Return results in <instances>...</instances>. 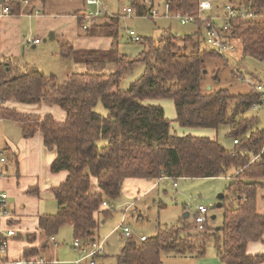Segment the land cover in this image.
Listing matches in <instances>:
<instances>
[{"label":"trees","instance_id":"trees-1","mask_svg":"<svg viewBox=\"0 0 264 264\" xmlns=\"http://www.w3.org/2000/svg\"><path fill=\"white\" fill-rule=\"evenodd\" d=\"M200 1L170 0L168 4L170 14L196 19V34L178 38L166 31L157 40L145 39L147 50L136 59L120 51L117 17L102 19L103 15L86 21L85 16L78 14L80 28L87 26L91 35L106 32L112 44L107 51L76 52L70 40L59 37L61 55L73 56L85 69L69 75L61 85H48L55 83L56 77L23 66L15 59H0V121L17 124L25 140L40 132L46 149L56 153L51 172L68 174L63 183L51 189L58 204L57 213L39 218L40 231L47 239L69 225L74 239L94 241L100 214L104 218L112 215L111 211L102 210L103 203L118 200L127 179H214L227 177L233 170L228 194L221 202L224 214L218 229L211 228L207 218L203 229L195 220L159 228L155 237L144 242L128 239L117 262L163 264L164 253L203 257L207 240L213 239L217 256L225 264L264 263V255L247 253L250 242L264 241V214L257 211L259 191L264 190V128H259V118L248 117L261 95L254 89L246 94L229 90L233 79L222 80L221 65L213 66V77L207 81L209 62L220 61L228 66L230 61L229 54L223 56L206 45V22L198 19ZM240 1L253 4L259 11L264 9V0ZM10 6L12 14L19 13V3L11 1ZM226 37L229 44L241 43L243 56L264 61V21H232ZM236 64L237 70L230 74L238 78ZM139 65L144 66L143 74L128 89H122L124 75L133 73ZM160 99L174 102L176 122L181 127L219 132L221 127L230 126L228 137L238 143L228 150L209 137L175 136L165 110L149 103ZM10 101L55 105L65 112L66 118L58 121L52 114L20 112L6 107ZM99 104L106 114L96 110ZM11 152L9 146L2 147L1 153L8 162L5 174L13 165L19 180V159ZM93 180L97 182V192H93ZM27 193L38 195L39 188L32 187ZM47 245L40 250L25 249L24 257L40 255Z\"/></svg>","mask_w":264,"mask_h":264},{"label":"rangeland","instance_id":"rangeland-1","mask_svg":"<svg viewBox=\"0 0 264 264\" xmlns=\"http://www.w3.org/2000/svg\"><path fill=\"white\" fill-rule=\"evenodd\" d=\"M124 5L130 6L131 4L128 3V0H122ZM156 6H158L159 11L165 12L166 1L167 0H154ZM222 2L223 0H219ZM220 2L218 4L222 5ZM118 2H113L109 4L108 9L110 11L114 10L113 13H118L121 11V7H119ZM125 6V7H126ZM127 7V8H128ZM169 10V9H168ZM104 13H107L104 11ZM105 15V14H104ZM112 17L105 15L102 19ZM206 16V13L203 14V17ZM120 26H119V47L120 51L123 54H126L128 57L132 59H136L139 55L143 54L146 49V42L145 39H159L162 34L166 31L171 32L173 35L177 36L178 38L185 37L187 35H192L194 31H196L195 24H188L183 25L181 21L172 16L168 15L166 17L161 18H152L150 16L139 17L136 13H133L131 17H126L124 13L123 16L120 18ZM129 31H134L137 36L141 38L140 42H135L129 36ZM77 32V33H76ZM110 37V36H109ZM106 32L98 35H91L87 32V29L84 30L77 26L74 34L72 36H68V39L74 44L75 51L81 50H98V51H107L111 48L112 42L109 40ZM33 38V36L31 37ZM30 38V39H31ZM47 40L50 39L46 38ZM41 43L43 40H41ZM25 48L18 53L19 47H14L13 49H9V53L17 56L20 63L23 66H27L30 69L36 67L41 72H43L47 76H51L53 73L56 76L55 83L50 84H63L68 76L64 73V70L68 71V75H72L73 73H82L85 72L84 66L81 63H77L76 59L73 56L65 58L67 63L61 61V63H57L55 60V55L60 52L59 43L54 42L50 43H43V45L34 50L32 49V45L28 44L25 41ZM236 53L227 55L228 60L232 61L231 68L226 66L220 61H211L207 64V68L210 72V77L207 81L211 82L212 75V68L214 65H221L223 68V77L222 80L225 81L228 78L235 80L234 82L237 83L235 87L238 93H244L250 87V83L253 85L252 89L257 90L259 85L264 86V61H259L253 59L251 57H245L242 54V46L240 42L236 43ZM230 52V51H229ZM233 52V51H231ZM6 53V52H4ZM60 60V57H58ZM233 58H238V64L242 62L238 66L239 77L236 78L232 77L230 74L231 70H237L234 68L235 62H233ZM64 59V60H65ZM63 60V59H62ZM215 70L216 67L214 68ZM212 70V71H211ZM144 72V66L139 65L135 68L133 73L125 74L122 80L121 87L122 89H128L130 84L135 81L138 77H140ZM52 74V75H53ZM207 85V82L205 83ZM47 85V86H48ZM248 86V87H247ZM209 88V86H208ZM251 88V87H250ZM149 103L153 105L161 106L166 113L168 119L172 121V133L175 136H186L192 135L197 137H209L215 138L217 132L212 129H200V128H183L177 122V113L175 109L174 102L170 99H160V100H152ZM59 110H61L60 107ZM96 110L101 114H106L105 108L99 104ZM62 111V110H61ZM34 113V112H28ZM260 119L261 124H264V111L259 113L249 112L248 117L257 116ZM2 121H0L1 123ZM260 124V125H261ZM0 139L4 141L5 139L11 138L16 146H18L20 140V128L17 130L16 125L12 124L10 126L4 123L0 124ZM230 126H223L219 129V136L218 141L223 144L227 148L233 147V139L228 137L230 132ZM215 132V134H214ZM0 150H2V144L0 141ZM11 154H13L11 152ZM23 157V152L21 153V159ZM49 158V155L44 156L41 161H38L36 158L27 159L26 161H30V166L32 173H36L39 177L40 183H46L47 179L54 180L56 179V175H52L49 169L45 170L46 158ZM19 159V157H18ZM23 160V159H22ZM23 165V164H22ZM42 168L40 169L41 172H37L34 168ZM17 168L13 165L9 167V175L10 177H16ZM21 173V171H20ZM227 177H220L214 179H188V180H178L173 181L171 180L168 185L164 182H160L157 186L156 190L153 193L143 197L142 199L138 200L136 204L130 206L133 203V199H130L126 193H122L118 200L114 203L111 202L110 204L113 205L112 215L107 219L101 217V229L100 234L104 237L107 234H110V255L108 260L106 261L107 264H118L116 260V254L120 252V243L119 239H127L123 229L118 230L123 220V216L125 214L126 208L130 206V212L127 213V220L124 224L125 227H129L131 229V234L135 235H142L145 234L147 237H155L158 233L159 228L166 229L175 225H178L182 221H193L195 220V215L197 214V208L202 205L209 209V213L206 215L208 222L213 229H218L223 223V214L224 210L218 208V204L220 203L219 197L227 195V188L231 183V177L234 174L232 170ZM35 175V174H33ZM28 177V176H27ZM55 184V183H54ZM53 183H49V185H54ZM50 187L43 185V192L47 191ZM51 190V189H50ZM7 193V192H6ZM8 194V193H7ZM264 194V190L259 191V197ZM9 196V194H8ZM22 206L25 205L28 213H33L36 210L35 203H32L30 200H25V198L33 197L31 194H28L26 191L22 193ZM161 199L157 201L156 199ZM41 200H44V209L46 212L40 213H50L56 210V203L52 199H46V197H42ZM16 202L18 200H14ZM30 201V202H29ZM8 202H12V199ZM262 201L258 199L259 205H263ZM223 203V201H222ZM21 204H19L20 206ZM110 205V206H111ZM111 208V207H110ZM109 208V209H110ZM25 209V210H26ZM260 210V209H259ZM11 212V210H10ZM15 212L14 210L11 212ZM216 217V218H215ZM118 230V231H117ZM7 232V230H6ZM4 232V233H6ZM74 238L72 230L69 228L68 225L64 226L61 229L59 237L57 239V247L55 248V254L57 255L58 261L64 264H74L77 260H79L82 255L79 253L78 250L74 249ZM108 249V247H107ZM42 255V256H41ZM40 258L47 260L43 256V252L38 255ZM34 257V256H33ZM175 257V254H163V260L165 264H168L170 259ZM197 257V256H193ZM189 258V257H184ZM32 259V258H27ZM3 261V258L0 262ZM196 264H222L221 260L217 256L216 246L213 239L207 240V252L205 256L199 257L195 259ZM97 264V260H96ZM98 264H101L98 261Z\"/></svg>","mask_w":264,"mask_h":264},{"label":"crops","instance_id":"crops-1","mask_svg":"<svg viewBox=\"0 0 264 264\" xmlns=\"http://www.w3.org/2000/svg\"><path fill=\"white\" fill-rule=\"evenodd\" d=\"M12 1L19 3L20 10H19V13L11 14L10 16H8L7 18H4L0 22V59L1 58L2 59L11 58V59H15L19 61L17 56L9 53L8 50L13 49L14 47H19V50H18V53H19L21 50H24L25 43H26L25 41H27L28 44L32 45V49L36 50L40 48L43 45V43L45 44L48 43V41H50V43H54V42L58 43L59 37H64L67 40H69L68 36L69 37L72 36V34H74L75 30L77 29L78 14H81L85 16L86 18L88 10L92 12L96 10L95 7L89 8L87 6L86 0H12ZM169 1L170 0L166 1L165 12H161L159 11L158 6H156L154 0H128V3L131 4L129 7L124 5V2L122 0H100L103 6L102 10L107 12L105 13V15L115 16L117 17L119 21H120L121 16H123L124 13L126 14V17H131L133 13H136L139 17H144V16H150L152 18L166 17L168 15H171L168 10ZM113 2H118V4H120L118 6L121 7V11H119L116 14L113 13L114 10L110 11L108 9L109 4H112ZM218 2L220 1H217L216 5L220 7L221 5L218 4ZM220 3L222 4L224 3V1ZM127 7L132 9L131 16H128L127 13L124 11L125 9H127ZM154 14H156V16H153ZM86 21H89V20H87L86 18ZM197 31H198V28L196 26V31H194L193 34H196ZM32 36L33 38H31ZM49 37L50 39L47 40L46 38H49ZM40 39L43 40V42L40 44H35V40H40ZM109 40L112 42L111 38H109ZM58 57H60V60ZM54 58L57 61V63H61V61H64L67 63V60L65 58H68V57L62 56L61 53L59 52V56L57 54L55 55ZM229 61H230L229 62L230 65L228 66L231 68L232 61L231 60ZM237 61H239L238 58H233V62H237ZM33 68L37 69L36 67H33ZM37 70L40 71L39 69ZM64 73L67 74V76H69L68 71L64 70ZM52 74L53 73H51V76L56 77L54 74L53 75ZM234 81L235 80H233L230 84L228 83L230 85L228 86V88L235 94H246L252 90L253 85L250 83L249 85L251 88L247 86L248 87L247 91H245L244 93H240V92L238 93V91H236L235 89V87L237 86V83ZM259 86H262L264 90L263 85H259ZM6 107L16 109L17 111L24 112V113L34 112V113H29V114H37V115L52 114L58 121H64L66 118L65 112L62 109H61L62 111L59 110V108H57L58 106H55V105L53 106L46 105V104L24 105V104H19L15 101H10L6 104ZM261 111H264V110H258V111H252V112L259 113ZM256 117L259 118L258 115ZM1 123H4L9 126L14 124L16 125L15 127L17 130L20 128L19 126H17V124L13 122L4 120ZM261 123L262 122H260V119H259V128H264V124L262 125ZM218 136H219V132H217L215 138H211V139L218 140ZM0 141H1L2 146L4 145L9 146L12 152L17 154V156L19 157V172L21 171L19 180H17V177H10L9 168H8V173H7L8 175L0 179V192L4 191L9 194L8 201L12 199V202L7 203L8 215L6 217H0V242L2 238H6V235H5L6 233H4L6 232V230L7 231L14 230L16 232L15 236L9 239L8 249L5 255L3 256V261H1L0 264H11L12 262L17 261V260L27 259L24 257L25 249L40 250L43 248L45 244H48L47 245L48 247L43 251V256L46 259L50 260V262H53V261L59 262L57 255L55 254V248L57 247V239L59 237L60 231L64 227H62L59 233L55 237H53L54 240H52V238L47 239L45 236H43V234L40 231L39 218L40 216H43V215H53L57 213L58 204L50 189L57 187L61 183H63L66 180L68 174L65 171L56 173V174H53L52 172H50L52 175H56L55 176L56 179L54 180V182L52 180L47 179L46 183H40L39 178L36 179V177H39V175L36 173H32L30 161H26V160L30 158L31 159L36 158L38 161H41L44 158V156L49 155V158L48 157L46 158L47 165L45 166V170L49 169L51 171V164L56 158V153L48 151L46 147L44 146L42 134L40 132H37L33 138L25 140L21 137V130H20V140H19L20 144L18 146H16L15 142L11 138L5 139L4 141L0 139ZM234 145L235 144L233 140V147L232 148L226 147V148L228 150H233ZM22 152H23V157H22L23 160L21 159ZM40 169L42 168L40 167L34 168V170L37 172H41ZM50 181L51 183L53 184L55 183V184L49 185ZM160 182H164L166 185H168L170 181L166 179L153 180V181L144 180V179H127L124 183L122 193H126L130 199H133V203H131L130 205V206H133L134 204L138 202V200L149 195L150 193H153L156 190ZM43 185L50 187V188L47 191L43 192L44 190ZM32 187H38L39 194L32 195L33 197L31 198H25V200H30L32 203H35V206H36V210L33 213H28L26 206L25 205L22 206V196L21 195L25 191L27 192V190H29ZM97 191H99L97 188V182L93 180V192H97ZM263 195L259 197V200L262 201L261 203L264 202L262 200ZM42 197H46V199L54 200L56 203V210L50 213H40L44 211L46 212V210L43 208L45 202L44 200H41ZM13 198L14 200H18V201L14 202ZM156 200L161 202V199L157 198ZM19 204L21 205L19 206ZM109 205L111 204L109 203ZM130 206L126 208L125 214L123 216V220L118 230L122 229L121 226L125 228L124 224L128 218L127 213L130 212V209H129ZM110 207H111L110 209L102 208V210H105V211L113 210V205H111ZM10 210L11 212L13 210L15 212L11 213ZM257 211L259 214H264V204L261 206L258 203ZM99 217L100 219L101 217H103L104 219L103 214H100ZM69 228L72 230V233H73L72 226H69ZM100 229H101V223L99 220V226L94 235V239L105 241L106 250L103 255L97 256L96 260H97V264H98V261L101 264H107L106 261L109 258L107 253L112 255V253H110L111 247L109 244V240H110V234L113 231L110 234H107L104 237H102L100 234ZM28 235H35V236L33 238H29ZM131 235H132L131 238L135 239L138 242H141V239L144 237L149 238L145 234H142V235L137 234L135 236H133V234ZM73 238H74V235H73ZM128 239L130 238L127 237V239L125 240L119 239V243L121 247H120V252L115 255L116 260H117V257L120 255L122 249L125 247ZM247 253L251 256L264 255V241L250 242L247 245ZM30 258L36 260V259H40V256L37 255L34 257H30ZM196 258H199V257H189V258L172 257L168 264H196L195 262ZM85 264H89V263L86 262ZM163 264H165L164 260H163ZM222 264H225V263L222 262Z\"/></svg>","mask_w":264,"mask_h":264},{"label":"built area","instance_id":"built-area-1","mask_svg":"<svg viewBox=\"0 0 264 264\" xmlns=\"http://www.w3.org/2000/svg\"><path fill=\"white\" fill-rule=\"evenodd\" d=\"M12 0H0V22L12 14V9L10 6ZM87 6L95 7L94 12L88 10L87 20L92 21L95 18L102 17L105 13L102 10L103 6L100 0H86ZM219 0H216V2ZM224 3L219 7L216 5L215 0H201L199 5V17L200 21L206 22L204 27V39L206 45L211 49L218 51L221 55L226 56V54L236 53V46L232 43L229 44V41L226 37V32L232 27V21L241 20H256L264 21V9L261 11L254 8L253 4L246 5L240 0H223ZM215 2V3H214ZM128 16H131L132 9L127 8L124 10ZM206 13V16L203 17V14ZM172 16L178 18L183 25L195 24L196 19L194 17L186 16L181 13L171 14ZM153 16H156L154 14ZM84 29H88L87 26ZM129 36L135 42H140L141 38L137 36L134 31H129ZM40 40H35V44H40ZM230 51V52H229ZM233 51V52H231ZM257 92L261 95V100L258 104L254 105L253 110H264V90L262 86L257 87ZM235 144L238 141H234ZM1 148V146H0ZM258 159V158H256ZM8 164L7 159L0 150V179L6 176L5 166ZM9 196L6 192H0V217H6L7 212V201ZM102 208H110L108 202H104ZM209 213V209L200 205L197 208V217L195 218L196 224L203 229L204 224L206 223V215ZM125 235L128 238H131V230L127 227L121 226ZM16 232L14 230H8L6 232V238H3L0 245V260L5 255L8 249L9 239L15 236ZM147 238L144 237L141 239V242H144ZM54 240V238H52ZM74 248L79 251L82 257L77 260L74 264H96V258L99 255L105 253V241L94 240L92 242L84 243L80 239H76L74 242ZM11 264H64L57 261L47 262V260L40 259H22L12 262Z\"/></svg>","mask_w":264,"mask_h":264},{"label":"water","instance_id":"water-1","mask_svg":"<svg viewBox=\"0 0 264 264\" xmlns=\"http://www.w3.org/2000/svg\"><path fill=\"white\" fill-rule=\"evenodd\" d=\"M223 199H224V196H220L219 197L220 203L217 206L218 208H221L222 207V203L221 202H222Z\"/></svg>","mask_w":264,"mask_h":264},{"label":"bare ground","instance_id":"bare-ground-1","mask_svg":"<svg viewBox=\"0 0 264 264\" xmlns=\"http://www.w3.org/2000/svg\"><path fill=\"white\" fill-rule=\"evenodd\" d=\"M14 3V2H13Z\"/></svg>","mask_w":264,"mask_h":264}]
</instances>
